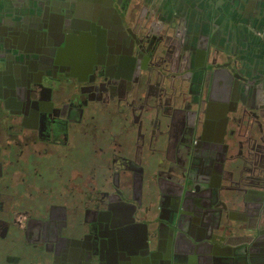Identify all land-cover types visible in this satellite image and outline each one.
Returning a JSON list of instances; mask_svg holds the SVG:
<instances>
[{
	"label": "flooded vegetation",
	"instance_id": "flooded-vegetation-1",
	"mask_svg": "<svg viewBox=\"0 0 264 264\" xmlns=\"http://www.w3.org/2000/svg\"><path fill=\"white\" fill-rule=\"evenodd\" d=\"M104 12L58 57L56 27L0 54V264H264L263 34L213 44L156 15L171 47L151 56L141 17Z\"/></svg>",
	"mask_w": 264,
	"mask_h": 264
},
{
	"label": "water",
	"instance_id": "water-1",
	"mask_svg": "<svg viewBox=\"0 0 264 264\" xmlns=\"http://www.w3.org/2000/svg\"><path fill=\"white\" fill-rule=\"evenodd\" d=\"M115 2L120 3V0H100L99 12L96 15H83L76 10V3L74 0H3L0 1V54L7 58H18L22 55L21 44L31 40H35L40 43H49L51 41L50 32L53 28H57L60 34H64L62 40L56 48L55 56L58 57L59 49L68 45L70 36L65 34L68 27L75 28V31H80L81 28L87 29V32L80 34V36H72L75 40H90L95 41L98 36L93 35L89 37L88 26L93 25L105 27L109 26V15L104 12V9L113 10L122 28L126 27L131 21L128 8L123 13L119 12L115 6ZM167 4V3H166ZM248 5V6H262L264 0H197L192 7L200 9L207 13L211 11L213 13L219 11L224 12L227 9V5ZM200 5V6H199ZM164 6V5H163ZM160 8V10H163ZM207 10V11H206ZM164 12V11H163ZM157 14V13H156ZM186 16V13L183 15ZM58 17L59 23L53 24V18ZM161 19L165 22L164 25L170 29L172 21L167 18ZM159 18V19H160ZM100 28V27H98ZM152 30V29H151ZM150 28L143 22L137 27V32L132 35V41L134 47L137 45L140 50L147 49L151 56L158 54H166L171 47L169 44L170 34L161 33L158 35L156 41L150 39ZM84 34V36H82ZM86 34V35H85ZM119 38H127L121 34ZM191 34V32H189ZM150 39V41H149ZM184 39V38H183ZM141 42V43H140ZM183 45L184 40L180 41ZM182 47V46H181ZM185 48V45L183 46ZM58 51V52H57ZM183 57L186 56V51L183 50ZM5 61V59H4ZM6 68L8 64L6 63Z\"/></svg>",
	"mask_w": 264,
	"mask_h": 264
},
{
	"label": "crops",
	"instance_id": "crops-1",
	"mask_svg": "<svg viewBox=\"0 0 264 264\" xmlns=\"http://www.w3.org/2000/svg\"><path fill=\"white\" fill-rule=\"evenodd\" d=\"M3 1V0H0ZM76 10L83 15H95L99 12L100 0H74ZM115 2L117 10L121 13L128 8L129 16L131 17L130 24H134L135 18L140 19L145 23H150L156 15L167 18L172 21L171 28L187 29H203L210 42L221 43L223 45H234L240 43L242 47L254 45V33L258 36L260 32L263 34L260 47H264V4L259 6L227 5L224 12L204 11L192 7L197 0H120ZM167 3V4H166ZM164 5V6H163ZM200 6V5H199ZM163 10H160V8ZM112 14L116 15L113 10ZM164 11V12H163ZM157 13V14H156ZM186 13V16L183 15ZM196 15V20L192 17ZM156 16V18H158ZM112 23V21H111ZM203 26V28H202ZM256 31V32H255ZM260 31V32H258ZM257 32L259 34H257ZM205 36V35H204ZM264 51V50H263ZM261 58V57H259ZM264 61V59L262 58Z\"/></svg>",
	"mask_w": 264,
	"mask_h": 264
}]
</instances>
